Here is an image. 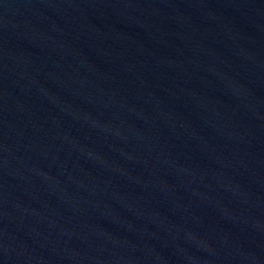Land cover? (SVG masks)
Returning <instances> with one entry per match:
<instances>
[{
	"label": "water",
	"instance_id": "obj_1",
	"mask_svg": "<svg viewBox=\"0 0 264 264\" xmlns=\"http://www.w3.org/2000/svg\"><path fill=\"white\" fill-rule=\"evenodd\" d=\"M0 264H264V0H0Z\"/></svg>",
	"mask_w": 264,
	"mask_h": 264
}]
</instances>
